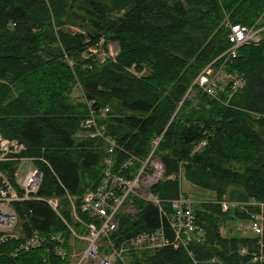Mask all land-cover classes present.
Instances as JSON below:
<instances>
[{
    "label": "trees",
    "instance_id": "obj_1",
    "mask_svg": "<svg viewBox=\"0 0 264 264\" xmlns=\"http://www.w3.org/2000/svg\"><path fill=\"white\" fill-rule=\"evenodd\" d=\"M227 21L255 24L261 40L242 45L225 66L243 76L244 85L229 98H213L192 82L229 46ZM75 24L85 30L69 28ZM100 38L103 47L117 43L114 60L90 52ZM74 90L82 99L73 97ZM88 102L109 108L101 120L116 143L115 167L127 152L145 160L160 137L154 153L164 177L150 192L164 208L180 193L188 195L182 178L214 193V199L194 203L201 241L192 236L186 248L129 251L125 264H264L249 256L256 248L252 237L229 228L222 233L228 222L247 221L246 211H222L219 203L224 195L264 203V0H0V134L45 159L38 194L59 197L69 221V196L77 217L87 221L80 202L99 183L106 156L103 140L79 135ZM139 166L135 161L123 174ZM133 203L134 216H118L116 245L165 225L150 201ZM29 207L24 231L61 232L66 246L70 231L53 210L41 201L24 202L22 216ZM262 242L264 251V231ZM12 245L0 247V264H47L43 248L12 257ZM241 245L249 254H239Z\"/></svg>",
    "mask_w": 264,
    "mask_h": 264
},
{
    "label": "built area",
    "instance_id": "obj_2",
    "mask_svg": "<svg viewBox=\"0 0 264 264\" xmlns=\"http://www.w3.org/2000/svg\"><path fill=\"white\" fill-rule=\"evenodd\" d=\"M226 26L230 29L227 35L229 46L206 64L192 82L213 98H219L221 94L229 98L244 85L243 76L226 71L225 66L237 56V51L242 45L258 44L261 40V28L255 24L248 26L227 21ZM101 42L103 38H100L98 46L89 49L90 52L96 53L102 45ZM105 58L114 60L115 57L104 53L100 60ZM91 103L93 102H88L89 112L81 120L80 127L84 136L97 137L105 142L106 156L99 183L94 189L87 191L80 202V210L88 215L87 221H81L77 217L73 197H68L71 218L69 221L60 212L59 197L39 195L41 164L46 163L45 159L25 154L26 146L23 142L0 134V247L8 241L14 242L8 250L12 257L20 252L43 248V261L47 264H53V259L64 264H113L115 260L125 264L129 251H153L163 247L186 248L192 236L194 240L201 241L203 230L196 222V201L192 197L180 193L177 198L168 201L166 209L158 197L150 192V187L164 177V165L154 153L160 137L152 140L151 150L145 160L140 161L134 154L127 152L120 165L115 167L112 153L116 143L106 135L105 125L101 120L107 116L109 108H92ZM204 144L202 141L198 147ZM135 161H139L140 166L131 171L129 176L124 175L123 172L128 171ZM134 198L150 201L157 207L165 225L161 224L155 230L127 236L116 245L112 237L118 231V216L136 214ZM32 201L44 202L66 224L70 231L66 246L61 232L41 233L31 228L27 229V232L24 231V224H29L28 215L33 212V208H24L26 213L22 216L20 207L22 203ZM219 203L222 211H227L230 207L246 211L249 216L247 221H238L246 222L243 234L250 233L256 248L249 254L248 246L241 245L238 248L239 254H249L253 262H264V203L254 198L250 201H231L225 195ZM249 205L255 206L256 210L247 211L246 207ZM75 223L81 226L80 231L75 229ZM189 255L192 256L191 252ZM194 262L197 264V261Z\"/></svg>",
    "mask_w": 264,
    "mask_h": 264
},
{
    "label": "rangeland",
    "instance_id": "obj_3",
    "mask_svg": "<svg viewBox=\"0 0 264 264\" xmlns=\"http://www.w3.org/2000/svg\"><path fill=\"white\" fill-rule=\"evenodd\" d=\"M69 28L72 29L73 31H84L85 28H81V26H78V25H69ZM101 46L98 48L97 50V56L99 59H102V57L104 56V53H107V54H112L114 55V57L116 56L117 52H118V45L117 43L111 41L108 45H107V48L106 46L103 47V42H101ZM94 46H98L97 44L94 45ZM92 46L90 49H93ZM109 48V50H108ZM92 53V52H91ZM94 53V54H96ZM107 58V57H106ZM105 58V59H106ZM73 97L75 99H82L81 98V94H80V91L79 90H74L73 92ZM79 135H83L82 132L79 134ZM180 186H181V190L182 192H185L187 193L190 197L193 198V200H195L196 202L197 201H202V200H211V199H214V193L211 192V191H208V190H205V189H201L197 186H194L192 185L191 183H189L188 181H186L184 178H182L180 180ZM135 214H133L134 216ZM245 223V224H244ZM244 223H241L239 221H235V222H228L226 223V225L222 228V233H225V230H227L228 228L229 229H233V232L235 234H241L245 231L244 227L246 225V222ZM247 235H250L249 232L246 233Z\"/></svg>",
    "mask_w": 264,
    "mask_h": 264
},
{
    "label": "bare ground",
    "instance_id": "obj_4",
    "mask_svg": "<svg viewBox=\"0 0 264 264\" xmlns=\"http://www.w3.org/2000/svg\"><path fill=\"white\" fill-rule=\"evenodd\" d=\"M190 94H193V92H190Z\"/></svg>",
    "mask_w": 264,
    "mask_h": 264
}]
</instances>
